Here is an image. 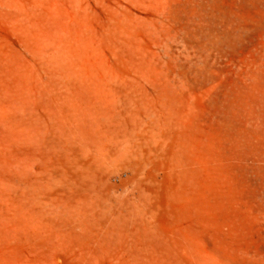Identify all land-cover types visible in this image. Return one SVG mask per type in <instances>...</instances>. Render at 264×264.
Listing matches in <instances>:
<instances>
[{
	"label": "rangeland",
	"instance_id": "rangeland-1",
	"mask_svg": "<svg viewBox=\"0 0 264 264\" xmlns=\"http://www.w3.org/2000/svg\"><path fill=\"white\" fill-rule=\"evenodd\" d=\"M0 264H264V0H0Z\"/></svg>",
	"mask_w": 264,
	"mask_h": 264
},
{
	"label": "bare ground",
	"instance_id": "bare-ground-1",
	"mask_svg": "<svg viewBox=\"0 0 264 264\" xmlns=\"http://www.w3.org/2000/svg\"><path fill=\"white\" fill-rule=\"evenodd\" d=\"M116 133H117V132H116ZM124 135H125V134H124ZM129 135H130V134H129ZM119 137H120V136H119ZM128 137H129V136H128ZM104 138H106V137H104ZM107 138H108V137H107ZM107 138H106V139H107ZM107 140H108V139H107ZM107 140H106V141H107ZM109 140H110V139H109ZM109 140H108V141H109ZM108 141H107V142H108ZM103 142H105V141H103ZM117 142H118V141H117ZM115 143H116V142H115ZM98 145H99V144H98ZM118 145H119V144H118ZM120 145H122V144H120ZM95 147H97V146H95ZM126 147H127V146H126ZM128 147H129V146H128ZM97 148H99V152H101V151L103 150L102 146H98ZM105 149H107V148H105ZM129 149H130V148H129ZM101 153H102V152H101ZM132 154H133V153H132ZM134 154H135V153H134ZM134 154H133V155H134ZM122 157H123V156H122Z\"/></svg>",
	"mask_w": 264,
	"mask_h": 264
}]
</instances>
